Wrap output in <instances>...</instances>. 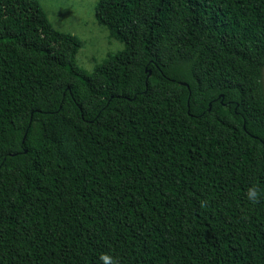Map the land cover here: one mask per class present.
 Wrapping results in <instances>:
<instances>
[{"label":"trees","instance_id":"obj_1","mask_svg":"<svg viewBox=\"0 0 264 264\" xmlns=\"http://www.w3.org/2000/svg\"><path fill=\"white\" fill-rule=\"evenodd\" d=\"M95 20L123 45L87 69L39 0H0V264H264V0Z\"/></svg>","mask_w":264,"mask_h":264},{"label":"rangeland","instance_id":"obj_2","mask_svg":"<svg viewBox=\"0 0 264 264\" xmlns=\"http://www.w3.org/2000/svg\"><path fill=\"white\" fill-rule=\"evenodd\" d=\"M39 1L56 29L80 39L82 48L77 59L85 68H93L107 57V53H115L122 47V43L111 41L107 29L95 20L98 0ZM188 136L195 145L206 144L213 137L205 126L189 132Z\"/></svg>","mask_w":264,"mask_h":264},{"label":"clouds","instance_id":"obj_3","mask_svg":"<svg viewBox=\"0 0 264 264\" xmlns=\"http://www.w3.org/2000/svg\"><path fill=\"white\" fill-rule=\"evenodd\" d=\"M75 36V35H73ZM262 196V190L255 184L250 185L246 191V198L252 204H255L259 201ZM102 259L105 261V264H117V261L114 256L110 254H104Z\"/></svg>","mask_w":264,"mask_h":264}]
</instances>
